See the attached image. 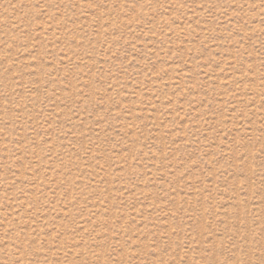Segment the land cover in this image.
<instances>
[{
    "label": "rangeland",
    "instance_id": "obj_1",
    "mask_svg": "<svg viewBox=\"0 0 264 264\" xmlns=\"http://www.w3.org/2000/svg\"><path fill=\"white\" fill-rule=\"evenodd\" d=\"M0 264H264V0H0Z\"/></svg>",
    "mask_w": 264,
    "mask_h": 264
}]
</instances>
